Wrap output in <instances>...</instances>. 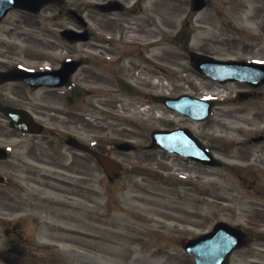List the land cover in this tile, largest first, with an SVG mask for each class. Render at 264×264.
Wrapping results in <instances>:
<instances>
[{"label":"rangeland","instance_id":"1","mask_svg":"<svg viewBox=\"0 0 264 264\" xmlns=\"http://www.w3.org/2000/svg\"><path fill=\"white\" fill-rule=\"evenodd\" d=\"M168 1L170 5L177 3V0ZM227 2L211 0L210 7L191 12L190 0H179V7L170 12V15H176V19L169 20L168 41L179 28L178 21L180 24L187 21L193 30L191 50L221 59L264 61V10L253 21L250 12L242 18V8L233 15ZM260 7H264V1ZM53 11L54 7H46L33 20L37 28L46 31L51 25L58 24L51 21L55 17ZM228 17L235 22L231 30L225 26ZM30 23L32 20L25 13L13 10L0 26V66L21 60L23 45L20 35L36 32ZM30 50L47 54L41 42L32 44ZM167 53L166 71L161 75L162 80L157 82L160 85L152 83L153 91H167L169 96L189 92L211 97L215 102L213 114L206 121L186 118L144 92L152 78L134 80L130 77L135 86L139 85L138 99L151 102V107H146L148 110L137 113V104L129 110V116L119 112L114 118L115 125H106L102 122L104 120L95 121L94 118L104 116L111 119L108 111H98L90 114L94 117H89L92 120L88 119V126L75 125L70 129L87 140L122 141L130 138L138 149L129 153L117 152L124 163L123 174L111 181L96 160L86 155L82 158L78 175H68L59 169L67 162L65 150L68 148L55 144L53 162L47 160V165L40 164L41 170L51 177L40 175L39 195L22 192L24 196L28 194L27 199L34 197L38 229L31 231L30 223L25 232L33 239L28 244L36 252L37 264H195L184 249L185 241L211 230L220 220L252 234H249L248 246L235 251L228 264H264V242L253 237V234L264 233V214L256 206L260 201L264 202V174L256 186L244 184L227 168L228 162L238 161L233 160L230 153H225L226 141L256 136L264 130V85L252 88L243 82L219 84L199 72L192 65L186 48L182 49L173 41L168 43ZM157 65L147 64L146 67H151L157 74ZM14 90L13 85L3 88L10 102L17 101ZM249 91V96L241 97ZM30 96L28 104L40 114L39 109L45 108L43 104L49 101L48 95L36 91L30 92ZM122 97L131 99L127 94ZM53 103L62 106L63 100ZM53 117L55 120L42 116L41 120L63 133L64 124L56 119V115ZM118 118L121 121L118 122ZM0 121L7 120L0 114ZM177 126L190 127L225 165L211 168L160 149H147L152 144L155 129ZM46 138L51 141L49 135ZM20 139L17 135L13 143H21ZM263 145H253L255 156H259L257 160ZM11 164L14 167L17 162ZM14 170L9 169L17 177ZM79 174L86 176L81 178ZM62 175L68 176L71 183L64 182ZM248 180L252 182L253 177ZM261 183L263 187L259 186ZM2 205L0 201V223L1 215L6 213ZM9 215L17 217L13 213ZM2 233L0 224V249L6 244ZM0 264H3L1 260Z\"/></svg>","mask_w":264,"mask_h":264},{"label":"flooded vegetation","instance_id":"2","mask_svg":"<svg viewBox=\"0 0 264 264\" xmlns=\"http://www.w3.org/2000/svg\"><path fill=\"white\" fill-rule=\"evenodd\" d=\"M116 1H118L117 5H115ZM227 3L233 15L237 9L244 7L240 3L235 6L232 0ZM106 4L109 5L105 7ZM260 4L257 0L254 2L255 8L251 15L253 21L258 19L259 13L264 10ZM178 6H169L168 0H63L52 5L55 17L51 21L58 24L51 25L49 30H44L50 34L48 38L37 37L35 33L29 32L20 35L23 45L22 58L25 61L16 66L4 64V68L0 70L26 68L40 71L44 70V67H40L39 63L45 60H48L50 69L59 68L65 61H76L79 65L66 84L61 87L34 86L21 80L7 81L0 85V98H2L0 114L8 117L2 110L5 105L25 109L31 113L36 112L28 104L31 99L30 92H45L49 101L43 104L45 108L39 109L40 114L36 112L37 116L55 120L53 115H56V119L66 127L63 129L68 132V134L59 132L56 134L54 127L48 129L47 124L41 121H39L40 128L36 133L17 129L11 120L7 123L0 122V144L6 146L9 151L7 159H0V173L6 179V183L0 185V201L3 204L1 208L8 213H17L19 216L16 221L11 219L4 228L3 233L7 245L1 253L6 262L18 264L22 256L29 257L30 264L36 263L37 256L33 250H29L30 244H27L33 239L30 238L28 232H25V228L30 223L31 231L38 229V222L34 216V197L27 199L28 194L24 196L22 192L38 195L39 178L43 174L39 166L40 163L46 164L45 161L51 160L52 162L55 158L52 154L55 150L54 142L65 141L73 134L78 135L70 129L75 125L82 128L86 126L88 112L96 113L106 108H114L113 101L108 98L115 93L132 91L126 81L128 62L134 59L150 63L157 59L167 61V12L168 7L177 8ZM23 13L32 20L30 27L38 29L36 23H33L37 15ZM225 26L231 30L235 22L228 17ZM37 42L43 44L47 54L30 50V46ZM7 85L15 87L13 93L16 94L17 101L11 104L7 97L1 95L3 88ZM59 99L63 100V105L55 106L53 101ZM51 101L52 104H50ZM105 121L108 123V119ZM47 130H52V141L31 139L32 136L46 135ZM55 134L61 135L62 139L55 141ZM14 135L22 137V142L18 146L2 143L4 139L8 141ZM259 140L264 141V135ZM94 146L107 153L113 151V147L101 148L100 143ZM15 151L18 154L17 158L13 154ZM74 153H76L74 158L70 157L65 163V171L67 174L78 175L77 172L80 170L78 168H82V158H85V155L81 152ZM254 157L255 154L252 152L241 155V158L246 161ZM260 158L257 161L264 165V154L260 155ZM11 162H17L16 166L12 167ZM12 168L15 169L13 173L17 177L9 171ZM245 169L249 171L252 168L245 167ZM243 178L248 177L243 176ZM259 203L258 207L264 214V202ZM258 239L264 241L262 236Z\"/></svg>","mask_w":264,"mask_h":264},{"label":"water","instance_id":"3","mask_svg":"<svg viewBox=\"0 0 264 264\" xmlns=\"http://www.w3.org/2000/svg\"><path fill=\"white\" fill-rule=\"evenodd\" d=\"M49 1L51 0H0V21L11 8L20 7L31 11H39ZM196 65L199 69L221 80L248 78L257 81L254 82L255 84L264 82V64L246 61H221L201 56L196 58ZM64 73L63 68L57 74L62 77L61 74ZM7 78H16V76L7 74L0 77L1 80ZM167 103L172 108L198 119L207 118L212 110L211 101L189 96L169 99ZM10 112L17 120L18 115L14 114V110ZM155 135L162 147L194 157L207 164L216 163L212 154L186 129L172 133L157 132ZM98 156L108 170L120 172L121 166L119 164L113 165L108 157ZM246 244L247 240L244 233L225 222H220L211 232L189 240L185 247L195 258L197 264H226L232 251Z\"/></svg>","mask_w":264,"mask_h":264},{"label":"bare ground","instance_id":"4","mask_svg":"<svg viewBox=\"0 0 264 264\" xmlns=\"http://www.w3.org/2000/svg\"><path fill=\"white\" fill-rule=\"evenodd\" d=\"M160 80H162L161 77H160ZM152 81L154 82V79L153 78H152Z\"/></svg>","mask_w":264,"mask_h":264}]
</instances>
